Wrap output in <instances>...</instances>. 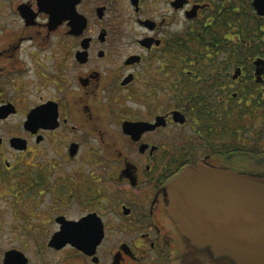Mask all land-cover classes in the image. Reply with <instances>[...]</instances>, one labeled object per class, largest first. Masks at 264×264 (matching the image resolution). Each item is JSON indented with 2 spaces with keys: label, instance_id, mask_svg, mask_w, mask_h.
<instances>
[{
  "label": "flooded vegetation",
  "instance_id": "obj_1",
  "mask_svg": "<svg viewBox=\"0 0 264 264\" xmlns=\"http://www.w3.org/2000/svg\"><path fill=\"white\" fill-rule=\"evenodd\" d=\"M200 162L264 174V0H0V264H225L166 211Z\"/></svg>",
  "mask_w": 264,
  "mask_h": 264
},
{
  "label": "water",
  "instance_id": "obj_2",
  "mask_svg": "<svg viewBox=\"0 0 264 264\" xmlns=\"http://www.w3.org/2000/svg\"><path fill=\"white\" fill-rule=\"evenodd\" d=\"M165 198L190 246L225 264H264V174L200 162L167 183Z\"/></svg>",
  "mask_w": 264,
  "mask_h": 264
},
{
  "label": "rangeland",
  "instance_id": "obj_3",
  "mask_svg": "<svg viewBox=\"0 0 264 264\" xmlns=\"http://www.w3.org/2000/svg\"><path fill=\"white\" fill-rule=\"evenodd\" d=\"M250 167H254V165H249ZM8 199L0 197V249L8 248L13 246L12 236L17 235V231L15 234V230L12 228L15 219L13 209L8 205Z\"/></svg>",
  "mask_w": 264,
  "mask_h": 264
},
{
  "label": "bare ground",
  "instance_id": "obj_4",
  "mask_svg": "<svg viewBox=\"0 0 264 264\" xmlns=\"http://www.w3.org/2000/svg\"><path fill=\"white\" fill-rule=\"evenodd\" d=\"M178 175V174H177Z\"/></svg>",
  "mask_w": 264,
  "mask_h": 264
}]
</instances>
